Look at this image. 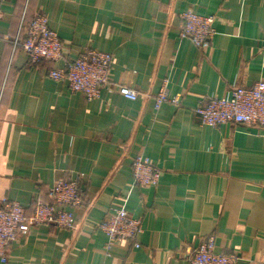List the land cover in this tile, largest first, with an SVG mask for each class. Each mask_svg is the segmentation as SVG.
<instances>
[{
  "label": "crops",
  "instance_id": "1",
  "mask_svg": "<svg viewBox=\"0 0 264 264\" xmlns=\"http://www.w3.org/2000/svg\"><path fill=\"white\" fill-rule=\"evenodd\" d=\"M185 10L215 16L204 47L179 36ZM37 12L64 42L60 60L33 65L22 50L20 26ZM85 48L113 60L91 100L47 75ZM259 79L264 0H0V201L30 215L59 178L83 174L78 228H31L0 264H188L184 246L207 236L237 264H264V128L202 125L193 112ZM163 85L178 104L156 109ZM137 153L161 168L155 186L134 184ZM114 208L142 231L105 254L96 225Z\"/></svg>",
  "mask_w": 264,
  "mask_h": 264
},
{
  "label": "built area",
  "instance_id": "2",
  "mask_svg": "<svg viewBox=\"0 0 264 264\" xmlns=\"http://www.w3.org/2000/svg\"><path fill=\"white\" fill-rule=\"evenodd\" d=\"M179 36L190 39L196 46L204 47L215 34L213 15H200L192 10L180 13ZM24 35L22 50L30 64H37L41 59L52 61L64 57V42L59 35L49 28L48 18L37 12L26 23L21 24ZM112 55L95 48H85L76 56L67 58L63 65L51 68L47 75L54 81L66 83L71 92L81 93L86 100L97 97L101 87L110 83ZM120 92L131 100L138 96V91L131 87H122ZM164 103L178 104V96H170L163 85L154 96L156 109ZM200 124L216 127L221 124H237L247 127L264 128V79H259L250 86H235L228 97H210L200 102L193 110ZM132 178L136 186H155L161 175V168L149 162L140 153L133 156ZM75 177L59 178L50 188L49 202L37 201L30 215L23 206L8 199L0 201V257L5 261L8 244L20 235H25L31 228L52 225L59 229L76 230L78 222L73 208L83 204V190L80 179ZM96 227L105 236V254L112 246L135 238L142 231L139 218H134L125 208H114ZM135 246L139 244L134 242ZM188 264H237L235 252H218L214 249L213 236L202 238L195 246H184Z\"/></svg>",
  "mask_w": 264,
  "mask_h": 264
},
{
  "label": "trees",
  "instance_id": "3",
  "mask_svg": "<svg viewBox=\"0 0 264 264\" xmlns=\"http://www.w3.org/2000/svg\"><path fill=\"white\" fill-rule=\"evenodd\" d=\"M23 39H24V35H23ZM23 39H22V41H23ZM22 41H21V46H22Z\"/></svg>",
  "mask_w": 264,
  "mask_h": 264
}]
</instances>
